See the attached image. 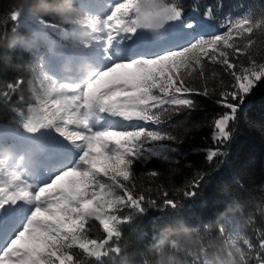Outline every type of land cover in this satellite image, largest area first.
<instances>
[{"label":"snow or ice","instance_id":"obj_1","mask_svg":"<svg viewBox=\"0 0 264 264\" xmlns=\"http://www.w3.org/2000/svg\"><path fill=\"white\" fill-rule=\"evenodd\" d=\"M77 3L89 13L84 26L93 37L75 49L49 44L61 59L71 54L87 57L97 71L81 84L61 74L48 55L40 56L44 95H36L37 103L23 117L21 127L40 138L49 164L37 174L9 163L6 178L0 180V264H84L81 254L104 264L113 253L119 255L121 247L110 246L109 241L119 240L120 226L133 219L131 214L121 217L124 209L144 214L146 203L164 209L182 207L180 201L168 198L167 191L162 192L165 199L160 205L136 191L137 164L154 158L175 162L181 154L183 140L169 130L174 126L167 122L177 114L199 110L197 96L227 109L212 120L216 146L205 152L209 163L226 157L224 146L234 139L237 113L258 83L264 82V55L253 49L252 38L254 30L264 35V11L226 17L221 24L225 31L205 34L212 8L206 9L203 19L195 9L191 17H185L182 5L172 0L168 25L175 30L170 41L145 48L138 43L141 32L147 31L137 27L140 0L114 5L109 0ZM8 15L11 31L51 29L69 40L68 32L46 17L21 16L12 6ZM79 27L71 25L73 32ZM209 71L219 87L209 88ZM49 74L55 78L47 79ZM196 80L201 83L197 85ZM21 83L17 80L6 87L15 92ZM148 175L156 177L159 172L152 170ZM206 175L197 173L190 185L179 190L181 194L196 198ZM90 221L102 226L106 239L90 237L86 228ZM218 231L225 242L240 246L239 235L223 227ZM259 247L264 250V240ZM240 248L243 264H248L247 253ZM258 264H264V256H258Z\"/></svg>","mask_w":264,"mask_h":264},{"label":"trees","instance_id":"obj_2","mask_svg":"<svg viewBox=\"0 0 264 264\" xmlns=\"http://www.w3.org/2000/svg\"><path fill=\"white\" fill-rule=\"evenodd\" d=\"M172 2V0H169ZM183 7L185 17H191L195 12L200 18L205 17L206 9L210 6L213 17L205 22L208 27L205 34H221L226 29L221 27L226 17L242 14L251 10L259 14L264 11V0H176ZM12 0H0V33H10L13 23L9 19ZM48 20L59 24L60 29L68 32L67 41L62 32L49 29L43 46L39 51H28L21 46L15 48H0V180L6 178L9 163L18 167L17 157L7 150L9 146L21 145V138L27 137L21 127L23 117L30 114V109L36 105V95H44L40 84V56L47 55L53 65L64 69V64L71 62V70L65 74L72 78L71 72L78 71V65L88 58L67 55L70 58H56L50 54L52 45H64L77 48L80 44L79 30L73 32L71 25L62 24L54 15H44ZM35 28L36 25L33 24ZM175 30L169 24L167 28ZM26 32V28L18 29ZM38 31V30H37ZM252 37L256 44L253 49L260 51L264 48V35L254 30ZM169 42V41H168ZM167 42V43H168ZM166 43V44H167ZM165 44V45H166ZM156 46L157 47H162ZM259 58V56L257 57ZM60 62V63H59ZM47 79H54L50 74ZM23 81L15 92L7 89L9 83ZM224 82L229 78L225 75ZM195 83L199 85L200 80ZM208 86L219 87L208 72ZM8 92L5 96L4 93ZM46 92V88H45ZM57 92L56 94H58ZM55 95V94H54ZM200 109L190 115L180 113L168 121L174 126L172 130L183 143L180 145L181 154L176 156L175 162H166L154 158L147 164H137L135 167L136 191H143L146 201L149 197L160 205L165 199L162 192L169 193L168 198L181 202L178 209H164L145 204L144 214L131 213L124 209L120 214L125 217L133 215L130 223L120 226L121 237L109 241L110 246L118 244L122 252L113 258H105L104 264H152L156 258V249H170V240H180L188 243L191 237L195 242L187 249H175L189 264H203L191 255V248L207 245L210 251L217 249L225 242L218 229L225 228L228 233L240 236V247L247 253L248 264H258V256H264V250L259 244L264 240V82L258 83L253 92L245 98L242 109L237 113L233 125L234 139L224 146L229 154L226 157L214 158L209 163L205 152L215 147L212 140V120L227 109L211 103L208 99L197 96ZM197 150V151H194ZM156 170L159 175L152 177L148 172ZM197 173H207L205 180L197 190L196 198L192 199L181 194V188H186L197 178ZM90 237L106 239L102 226L97 221H90L86 225ZM167 229V230H166ZM245 241L252 244L249 249ZM78 251V250H77ZM80 259L84 264H97L93 258Z\"/></svg>","mask_w":264,"mask_h":264},{"label":"clouds","instance_id":"obj_3","mask_svg":"<svg viewBox=\"0 0 264 264\" xmlns=\"http://www.w3.org/2000/svg\"><path fill=\"white\" fill-rule=\"evenodd\" d=\"M139 7L137 27L150 32L154 39L164 38L168 18L171 15L169 0H140ZM12 8L21 16L42 18L51 13L64 25H79L78 36L81 43L89 41L94 35L84 26L89 13L78 6L77 0H12ZM26 30L22 33L13 29L10 33L0 36V48L21 46L28 51H39L44 44L46 34L31 27H27ZM71 67L70 61L64 64L65 71H70ZM78 68L83 73L84 79L90 78L97 71L95 63L91 60L83 61ZM194 243L191 237L188 238L187 244H182L178 239L170 240L169 250L165 251L160 247L156 249V258L152 264H189V261L182 258L175 249H187ZM190 250L192 256L197 260H203L205 264H243V251L238 244L224 242L213 251H210L207 245L201 244Z\"/></svg>","mask_w":264,"mask_h":264},{"label":"rangeland","instance_id":"obj_4","mask_svg":"<svg viewBox=\"0 0 264 264\" xmlns=\"http://www.w3.org/2000/svg\"><path fill=\"white\" fill-rule=\"evenodd\" d=\"M113 5L117 2H120L121 0H113ZM150 32L147 31H142L140 36L138 37V43L145 47V43L147 42H159V41H165L171 39L172 36V31L166 30V35L162 39H154ZM52 56L54 57H60L61 55L58 51L54 50L52 53ZM65 58V56H63ZM90 60V59H88ZM92 61V60H91ZM77 78H73L71 80H76L78 83H84L87 79L82 80V76L76 74ZM64 82V81H63ZM64 92H60L58 96L64 95ZM27 138V137H26ZM37 139L38 142L35 140ZM35 139L31 140L29 139L28 141L24 138L21 139V146L16 145V148L13 149L17 159H18V165L19 168L28 172L31 171H36L37 174L39 173L40 169H45L47 170L49 161L47 159V151L42 150L41 148V140L38 136H35Z\"/></svg>","mask_w":264,"mask_h":264}]
</instances>
